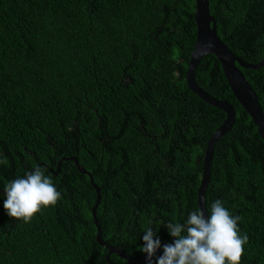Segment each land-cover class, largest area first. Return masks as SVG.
<instances>
[{
	"label": "trees",
	"instance_id": "obj_1",
	"mask_svg": "<svg viewBox=\"0 0 264 264\" xmlns=\"http://www.w3.org/2000/svg\"><path fill=\"white\" fill-rule=\"evenodd\" d=\"M209 3L230 51L259 63L264 0ZM196 39V0H0V264H128L97 242L90 178L70 160L51 172L63 158L100 188L105 242L134 259L146 227L173 242L157 222L199 208L207 145L226 120L187 85ZM238 68L264 113V66ZM195 79L236 112L213 151L207 213L220 200L242 217L243 264H264V140L214 55ZM35 166L62 198L24 224L7 215L4 187Z\"/></svg>",
	"mask_w": 264,
	"mask_h": 264
},
{
	"label": "clouds",
	"instance_id": "obj_2",
	"mask_svg": "<svg viewBox=\"0 0 264 264\" xmlns=\"http://www.w3.org/2000/svg\"><path fill=\"white\" fill-rule=\"evenodd\" d=\"M0 163L7 164L6 159ZM6 199L3 207L7 215L24 224L32 223L44 211L54 209L62 196L51 176L45 169L35 166L34 171L26 172L8 182L5 187ZM240 216H233L216 200L206 215L205 210L195 209L186 221H169L166 225L172 243L163 245L162 255H157L161 241L151 226L144 229V246L147 264H243L247 234L241 235ZM149 225L153 221L148 222Z\"/></svg>",
	"mask_w": 264,
	"mask_h": 264
},
{
	"label": "water",
	"instance_id": "obj_3",
	"mask_svg": "<svg viewBox=\"0 0 264 264\" xmlns=\"http://www.w3.org/2000/svg\"><path fill=\"white\" fill-rule=\"evenodd\" d=\"M196 24H197V39L194 46V49L191 54V60L187 70L186 82L188 87L198 95L202 100H204L209 105L222 110L226 114L225 122L216 130V132L210 138L204 161V172L200 187L198 189V204L199 209H203L207 213L206 204H205V193L208 188L210 174L212 169V159L213 151L215 145L219 140H221L227 133L232 130V127L235 124L236 112L234 107L222 100L208 94L203 90L196 82L195 71L203 59L207 55H214L218 61L221 63L224 70L226 79L233 91V94L239 104L247 111L250 115L253 123L257 127L260 137L264 140V113L260 102L258 100L257 94L253 87L249 84L243 73L238 68L243 69H252L258 70L264 66V57L257 64H250L233 54L226 44L221 40L217 34V24L215 19L210 14V3L209 0H196ZM70 160L74 162L75 166L83 175H87L90 178L93 189L96 191L97 199L96 203L92 209V215L94 218V223L97 228L96 239L100 246L105 247L109 253L108 256L116 254L125 260L128 264H147L146 254L140 259H134L129 256L125 251L113 247L102 239V229L100 222L97 218V209L101 202V190L95 184L92 174L86 171L76 158H63L58 163V170L56 172H51L55 175H58L61 172V164L63 161ZM34 171L31 170L30 172ZM4 193V192H1ZM163 252V246L158 250L157 253ZM109 264H114L109 261Z\"/></svg>",
	"mask_w": 264,
	"mask_h": 264
}]
</instances>
